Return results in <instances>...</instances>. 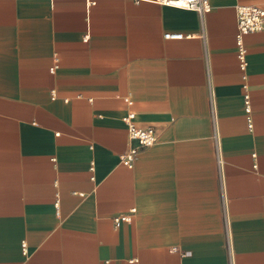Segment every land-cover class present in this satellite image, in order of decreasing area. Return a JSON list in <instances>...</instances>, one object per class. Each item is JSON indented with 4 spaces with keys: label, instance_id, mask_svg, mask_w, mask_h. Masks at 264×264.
<instances>
[{
    "label": "crops",
    "instance_id": "0c3cea01",
    "mask_svg": "<svg viewBox=\"0 0 264 264\" xmlns=\"http://www.w3.org/2000/svg\"><path fill=\"white\" fill-rule=\"evenodd\" d=\"M208 3L0 0V264H264V0Z\"/></svg>",
    "mask_w": 264,
    "mask_h": 264
},
{
    "label": "built area",
    "instance_id": "2783aa9c",
    "mask_svg": "<svg viewBox=\"0 0 264 264\" xmlns=\"http://www.w3.org/2000/svg\"><path fill=\"white\" fill-rule=\"evenodd\" d=\"M155 3L170 6L174 8H181L186 10H192L198 14H202L209 10L208 0H153ZM235 10V21H236V32H235V45H236V55L239 63V68L243 72V79H245V69H246V50L244 47L243 37L250 33L264 31V7L259 6H246L237 5L234 7ZM192 35L182 34L179 32H168L164 34L163 38L167 40H180L184 38H191ZM57 59L54 58V65L50 69L53 72L56 68ZM243 88L245 90L244 94V112L246 115L247 127L249 130L252 129V119H251V106L249 101V95L247 94V84L244 83ZM52 98L55 97V91L51 92ZM127 104H130L128 97L124 98ZM134 115L128 113L124 118L123 122L126 124L128 133L129 146L120 156V163L128 168H132L134 161L138 152L143 148H148L153 146L157 141V133L153 127H138L133 122ZM253 157H255L253 155ZM220 160H218V164ZM56 210L58 209L57 203H55ZM134 212V210H130ZM130 216H124L121 218H116L113 221L114 226H118L121 222H129ZM23 250L25 252L24 244Z\"/></svg>",
    "mask_w": 264,
    "mask_h": 264
}]
</instances>
